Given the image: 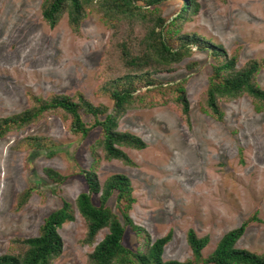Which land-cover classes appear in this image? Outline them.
I'll return each instance as SVG.
<instances>
[{
    "label": "rangeland",
    "instance_id": "rangeland-1",
    "mask_svg": "<svg viewBox=\"0 0 264 264\" xmlns=\"http://www.w3.org/2000/svg\"><path fill=\"white\" fill-rule=\"evenodd\" d=\"M195 1L198 10L183 13L179 32L196 34L208 47L199 48L202 41L193 43L191 53L170 70L153 72L151 78L170 89L149 91L153 86L139 85L132 106L119 117V131L147 144L144 149L123 148L134 164L107 160L98 141L100 129L86 137L75 135L59 111L13 128L0 139V256L25 250L16 240L38 236L44 219L66 200L73 205L74 220L59 228L63 250L52 264H89V255L108 233L102 229L93 244L85 242L87 221L76 199L89 192L90 172L101 186L114 174L128 176L136 200L127 214L134 224L144 228L152 242L172 232L164 261L192 258L189 229L209 237L203 249L207 257L224 234L253 216L236 246L264 254V112L256 111L247 94L219 98L221 119L207 104L216 64L210 46H216L223 59L235 56L236 69L253 59L264 60V0ZM42 5L43 0H0V118L31 108V96L54 94L82 93L111 112L114 102L104 86L128 71L124 50L141 54L154 21L175 20L182 11V0H162L145 19L115 18L109 27L95 4L86 9L76 32L67 12L50 27ZM181 81L188 116L176 99L174 87ZM256 83L264 89V66ZM82 118L87 125L94 122L90 114L82 112ZM34 136L52 140L55 149L27 148L25 139ZM48 169L65 180L56 184ZM29 188L31 195L22 204ZM100 195H93L94 204H100ZM108 205L124 222L115 195ZM124 243L137 247L129 229Z\"/></svg>",
    "mask_w": 264,
    "mask_h": 264
},
{
    "label": "trees",
    "instance_id": "trees-1",
    "mask_svg": "<svg viewBox=\"0 0 264 264\" xmlns=\"http://www.w3.org/2000/svg\"><path fill=\"white\" fill-rule=\"evenodd\" d=\"M162 0H43L42 14L44 20L55 27L62 15L67 12L69 24L78 32L80 23L85 18L87 8L95 4L102 13V21L109 27L114 26L115 18L130 20L145 19L148 13L157 9ZM154 8V9H152ZM199 8L195 0H182L181 12L166 22L157 18L154 27L148 31L141 54H133L129 49L124 50L127 72L117 78H112L104 86L107 95L113 100L114 108L111 112L104 105H94L82 93L74 97L65 94H54L48 98L31 96L33 106L19 114L0 118V139L13 128H21L36 122L46 114L62 112L65 121L69 119L70 131L75 135L86 137L94 128L100 129V139L104 156L107 160H120L125 164H134L124 147L144 149L147 144L139 136L121 132L117 129L119 117L132 106L135 101V91L139 85L153 86L149 91H163L170 88L162 87L161 83L151 78L156 70H170L171 65L191 53L190 45L203 42L199 48L208 47L207 40L196 34L181 35L178 22L183 13L196 12ZM151 13V12H150ZM184 18V17H183ZM216 64L209 81L207 104L210 110L220 119L218 99L247 94L253 98L256 111L264 112V89L256 83V75L264 66V60H250L243 68L236 69V57L223 59L222 53L216 46H210ZM177 101L182 106L185 116L189 115V102L185 95L184 81L176 84ZM142 101V97H137ZM82 112L94 117V122L87 125ZM100 116H104L100 119ZM24 143L29 149L52 150L55 143L48 138L28 137ZM53 154V153H51ZM48 177L56 184H61L66 177L54 170L48 169ZM89 192H82L76 199V206L80 214L87 221V236L85 242L93 244L96 236L107 228L108 233L97 243L89 255V264H264V254L236 246L244 234L248 224L255 216L246 220L240 227L224 234L215 250L207 257L203 249L209 243V237H199L193 229L187 232V241L192 250V258L185 261H164L162 256L164 247L170 242L172 232L153 242L146 230L134 224L127 214V210L135 202L133 185L125 174H114L103 186L98 182L94 172L86 174ZM100 195V204L93 202V195ZM31 195V188L22 196V204ZM116 197L119 210L124 216V222L108 205V200ZM74 220V208L71 202L63 200L62 206L51 212L40 227L36 237L16 240L25 247L21 253H6L0 256V264H52L63 250V240L58 232L63 224ZM129 229L136 235L135 250L124 243L126 231Z\"/></svg>",
    "mask_w": 264,
    "mask_h": 264
}]
</instances>
